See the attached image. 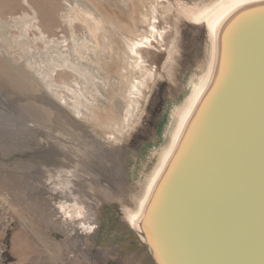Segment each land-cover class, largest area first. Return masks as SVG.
Returning a JSON list of instances; mask_svg holds the SVG:
<instances>
[{
    "label": "rangeland",
    "instance_id": "1",
    "mask_svg": "<svg viewBox=\"0 0 264 264\" xmlns=\"http://www.w3.org/2000/svg\"><path fill=\"white\" fill-rule=\"evenodd\" d=\"M68 1L76 0H0V264H156L130 215L209 74L213 40L195 11L216 0H140L144 27L133 41L155 51L153 58L132 52L125 71L122 49L108 63L75 43L72 32L83 36L89 25ZM104 1L124 10L123 0ZM154 22L170 28L164 46L146 43ZM37 23L60 40L55 55L80 53L94 64L83 75L59 69V97L40 73L49 43ZM122 80L141 89L124 98ZM84 220L94 232L80 226Z\"/></svg>",
    "mask_w": 264,
    "mask_h": 264
},
{
    "label": "water",
    "instance_id": "2",
    "mask_svg": "<svg viewBox=\"0 0 264 264\" xmlns=\"http://www.w3.org/2000/svg\"><path fill=\"white\" fill-rule=\"evenodd\" d=\"M219 30L212 81L132 226L156 264H264V0Z\"/></svg>",
    "mask_w": 264,
    "mask_h": 264
},
{
    "label": "bare ground",
    "instance_id": "3",
    "mask_svg": "<svg viewBox=\"0 0 264 264\" xmlns=\"http://www.w3.org/2000/svg\"><path fill=\"white\" fill-rule=\"evenodd\" d=\"M250 1L252 0H216L213 3H210L209 5H207L206 7L195 11V18L199 17L200 15H203V20H206L208 22V25H209L208 29L210 30L211 37L213 40L212 41L213 42V47H212L213 48V53H212L213 58H212L211 65L209 66L210 71H209L207 78H205V82L204 83L202 82L203 85L199 88L198 94L193 99L191 105H189L190 106L189 109L187 108L188 111L186 110L187 112L185 111L186 112L185 115L182 116L183 119L179 127V130L172 144L170 145V147H168L169 149L166 155L164 156L162 163L160 164L154 178L151 180L148 191L146 193L144 200L142 201L139 211L137 213H133L132 215H130V221L132 224H134V226L138 225L139 222H141L144 219V214L150 202V198L152 197L155 191V188L162 177V174L166 170L174 151L179 145L191 116L193 115L194 111L199 105L198 103H200V101L202 100L205 94V91L208 89L212 81V78L214 76V72L216 69L215 66L217 63V45L216 44L218 43V36L220 32L219 29H221L222 26L225 24V22H227L229 16L232 15V12L237 7H239L241 4H246ZM25 2H28V0H25ZM68 2L69 3H67V6L71 12L78 11L79 9V10H83L86 13V15L84 14V21L89 25L88 33L83 36H78L77 34L72 32L73 33L72 39L81 48L87 45L86 53L89 54L87 55L88 58H94L95 60V58H97L99 55H102L104 56V58H106L108 63H111L113 62V54L116 55L120 51V49H122L120 52L122 53L123 55L122 58L124 60V63H123L124 65H122L123 71H125V69L128 68L130 64V58L133 55L132 52L138 51L142 54V57H145V55H149L152 52V58H153V54L155 50L151 51L150 48H147V46H144L142 44L141 46L139 44L137 45L136 43L138 42L136 40H135L136 43L133 41L135 32L140 27L141 28L144 27V25L142 24L141 13H139L138 15V9H137V7L140 6V0H123L124 10L117 8L116 5H115V8H113L110 5L109 1L105 3L104 0H97V1H92V2H89V1L84 2V0H76L75 2H70V1ZM156 15L153 17L158 18V16L156 17ZM77 17H71L70 23L73 24ZM88 21H90L92 24L89 23ZM153 26L155 28V30L153 31L154 37L150 39V36L148 37V35H146L145 36V38L147 39L146 43L149 44V46L150 44H152L155 47H158V44H161L162 46H164L163 41L167 40L170 37V34H171L169 33L170 28H167L166 26L161 27L158 22H154ZM36 28L40 29L39 30L40 38L43 41L49 43L48 51H47L48 53L44 55V58L42 56L44 63L39 64L40 73L42 75V78L46 80V82L49 80L47 82L48 87H50L53 90V92L57 94L59 97V94L56 91V89L59 86V84L56 82V75L59 69L71 68L75 72L83 75L84 72L89 73V68H92L94 64H89L91 60H88V63H87L88 65H86L80 53L78 54V57L76 58H73L71 57V55L66 54V53L60 54V55L58 54V56L55 55V53H57L58 50L57 49L52 50V48L53 46H57L59 43H61L60 40L56 38L50 39L49 36L45 33V31L42 29V27L39 25V23L36 24ZM100 39H103L104 41L103 44L106 47H108V50H106L105 48L103 49L100 48L99 46V43L101 42ZM117 39L119 40L118 41L119 43L117 42ZM100 50H101V53H100ZM162 54L163 53L161 51V56ZM90 65H92V67ZM134 87L135 89L136 87L141 89L139 83L138 85L135 84ZM134 87L128 84L127 81L122 80L119 93L122 96H124V98H128V93H130V95L133 93L135 94V91H134L135 89H133ZM60 98L66 104L67 103L69 104L70 102V104L73 105V107L76 109L77 112H81L80 106H78L76 102H72L70 100L68 101L66 100L67 98L65 99V97H62L61 95H60ZM128 113L129 115L132 113V110L130 107H127L126 116L128 115ZM127 119L129 122L130 118L128 117ZM127 119L125 118V120ZM75 205L76 203L71 206L73 207ZM59 207L63 211H65L68 215L72 216V214H69L71 210L69 209L70 207L68 208L67 204L65 203L59 204ZM81 214L82 212L79 211L77 217L78 218L82 217L83 215ZM80 226L85 227L86 230H88L89 232H94L95 227H96V225L93 222H89V221L87 222L85 220L80 222Z\"/></svg>",
    "mask_w": 264,
    "mask_h": 264
},
{
    "label": "crops",
    "instance_id": "4",
    "mask_svg": "<svg viewBox=\"0 0 264 264\" xmlns=\"http://www.w3.org/2000/svg\"><path fill=\"white\" fill-rule=\"evenodd\" d=\"M146 264H151V262H150V261H148V263H146Z\"/></svg>",
    "mask_w": 264,
    "mask_h": 264
},
{
    "label": "flooded vegetation",
    "instance_id": "5",
    "mask_svg": "<svg viewBox=\"0 0 264 264\" xmlns=\"http://www.w3.org/2000/svg\"><path fill=\"white\" fill-rule=\"evenodd\" d=\"M98 228H99V226H98ZM110 231H112V230L110 229Z\"/></svg>",
    "mask_w": 264,
    "mask_h": 264
}]
</instances>
